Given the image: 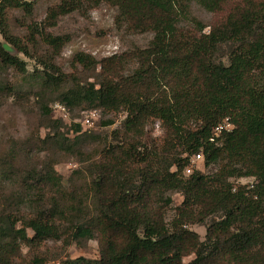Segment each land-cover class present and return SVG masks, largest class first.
<instances>
[{
	"label": "trees",
	"instance_id": "1",
	"mask_svg": "<svg viewBox=\"0 0 264 264\" xmlns=\"http://www.w3.org/2000/svg\"><path fill=\"white\" fill-rule=\"evenodd\" d=\"M101 4L116 8L117 20L130 31L151 34L148 46L103 59L94 82L70 86L47 61L40 93L52 92L68 109L96 107L125 118L115 143L74 171L66 188L53 163L12 184L1 165L0 264H23L22 245L49 240L66 246L96 241L97 260L67 264H264V0H59L47 18L54 26L59 16ZM191 5L210 14L208 25L191 15ZM8 8L29 14L32 4L0 0V33L26 54V46L7 34ZM28 35L40 36L53 56L68 41L43 36L34 26ZM223 47L227 63L217 57ZM74 61L95 71L97 62L88 55L78 53ZM129 64L135 67L125 70ZM6 68L25 71L0 43V70ZM2 92L11 90L0 84ZM43 109L51 135L40 141L42 148L72 154L77 141L64 138ZM225 118L232 130L210 142ZM150 120L164 131L161 147L142 143ZM199 152L215 170L184 177L189 156ZM247 177L255 181L250 189L230 181ZM6 189L13 191L5 195ZM172 193L182 197L178 206ZM203 224L202 241L189 227ZM30 264L44 260L34 257Z\"/></svg>",
	"mask_w": 264,
	"mask_h": 264
},
{
	"label": "rangeland",
	"instance_id": "2",
	"mask_svg": "<svg viewBox=\"0 0 264 264\" xmlns=\"http://www.w3.org/2000/svg\"><path fill=\"white\" fill-rule=\"evenodd\" d=\"M23 1L32 4L29 14H25L21 9L8 8L4 15L7 34L18 39L22 46H26L27 53L24 54L13 47L0 33V43L9 47L10 55L23 61L25 69L23 74H19L13 68L0 70V84H6L8 90H11L10 95L7 92L0 93V168L2 165L6 171L10 170L12 180L9 184H12L19 180L24 172L29 170L38 172L44 165L53 163L56 174L60 176L66 188L69 186L67 180L74 171L86 166L93 154L96 155L106 150L109 144L115 143L116 132L125 115L109 114L102 109L89 106L68 109L56 101V96L52 92L40 93L42 92L40 78L44 71L49 70L44 64L51 61L62 74V79L68 81L67 86H70L72 81L94 82L93 75L100 71L99 63L103 59L112 56L122 57L134 50L145 49L152 35L135 33L127 29L117 20L116 8L106 4L59 16L55 20V25L50 26L47 12L57 5L59 0ZM190 13L205 26L211 20L210 14L196 5H191ZM29 26L43 32V36L46 34L65 36L68 41L62 46L59 55L53 56L51 49L40 36L36 35L32 39L29 37ZM207 30L208 27H205L204 32ZM226 52L227 49L223 47L217 53L218 59L224 63H227ZM78 53L88 55L97 62L95 71L87 70L75 63L74 57ZM134 67V64H129L125 70ZM44 106L50 111L51 120L58 122L56 126L61 135L70 141H77L72 154L62 152L53 154L42 148L40 141L51 135V131L43 126ZM107 120H113L114 123L104 126L103 123ZM75 126L79 127V132ZM163 138L161 124L156 120H150L145 127L142 143L147 148H153L155 145L161 147ZM185 155L183 153L181 156ZM186 168H189L191 173L193 170H199L204 174L215 170L214 166L206 167L203 159L193 161L192 155L189 156L188 166L182 171L184 177L190 175L185 171ZM230 181L234 186L246 185L249 189L255 184L252 177ZM10 192L6 189L5 195ZM171 198L173 206H178L182 201L179 193H172ZM189 228L199 235L200 240H204L206 225H192ZM27 233L32 236L31 231ZM98 256L95 240L68 246L61 241L50 240L32 248L21 246L23 264H30L34 257L43 259L44 264H67L77 259L95 261ZM192 258L193 256L184 259V263H188Z\"/></svg>",
	"mask_w": 264,
	"mask_h": 264
},
{
	"label": "built area",
	"instance_id": "3",
	"mask_svg": "<svg viewBox=\"0 0 264 264\" xmlns=\"http://www.w3.org/2000/svg\"><path fill=\"white\" fill-rule=\"evenodd\" d=\"M233 126L232 123L229 121L228 118L223 119L219 124H217L211 131V135L209 138L210 142H213L218 136H220L222 133H228L232 130ZM193 161H199L202 160L201 153H196L192 157ZM185 171L188 174H191V170L189 168H186Z\"/></svg>",
	"mask_w": 264,
	"mask_h": 264
},
{
	"label": "water",
	"instance_id": "4",
	"mask_svg": "<svg viewBox=\"0 0 264 264\" xmlns=\"http://www.w3.org/2000/svg\"><path fill=\"white\" fill-rule=\"evenodd\" d=\"M2 48L8 53L9 47L6 44H1ZM9 54V53H8ZM10 55V54H9ZM12 56V55H10ZM13 57V56H12Z\"/></svg>",
	"mask_w": 264,
	"mask_h": 264
}]
</instances>
